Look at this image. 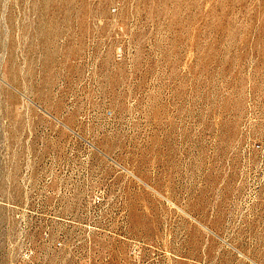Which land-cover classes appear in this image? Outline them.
<instances>
[{"label": "rangeland", "instance_id": "1", "mask_svg": "<svg viewBox=\"0 0 264 264\" xmlns=\"http://www.w3.org/2000/svg\"><path fill=\"white\" fill-rule=\"evenodd\" d=\"M0 264H264V0H0Z\"/></svg>", "mask_w": 264, "mask_h": 264}]
</instances>
